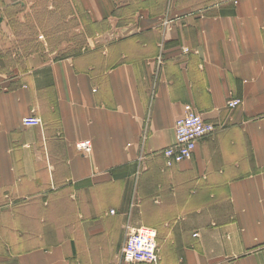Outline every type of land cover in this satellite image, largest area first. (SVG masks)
Returning <instances> with one entry per match:
<instances>
[{"label": "crops", "instance_id": "obj_1", "mask_svg": "<svg viewBox=\"0 0 264 264\" xmlns=\"http://www.w3.org/2000/svg\"><path fill=\"white\" fill-rule=\"evenodd\" d=\"M77 2L110 40L0 55V264H118L140 226L158 264H264V0ZM186 104L216 129L167 167Z\"/></svg>", "mask_w": 264, "mask_h": 264}, {"label": "rangeland", "instance_id": "obj_2", "mask_svg": "<svg viewBox=\"0 0 264 264\" xmlns=\"http://www.w3.org/2000/svg\"><path fill=\"white\" fill-rule=\"evenodd\" d=\"M72 1L79 10L78 19L69 15ZM28 6L30 10L24 14L23 8ZM8 12L13 26L9 30L0 26V55L8 56L9 68L14 70L24 66L22 57L34 51L47 50L52 57L61 58L87 51L89 38L102 43L110 40L109 33L103 32L109 26H83L89 18L77 0H29Z\"/></svg>", "mask_w": 264, "mask_h": 264}, {"label": "built area", "instance_id": "obj_3", "mask_svg": "<svg viewBox=\"0 0 264 264\" xmlns=\"http://www.w3.org/2000/svg\"><path fill=\"white\" fill-rule=\"evenodd\" d=\"M186 51L189 49L186 48ZM240 104V99L228 100L230 108H235ZM23 124L25 126L41 125L42 119L37 115H29L23 118ZM215 129L214 123L207 121L193 105L186 104L185 114L176 121L175 143L162 150L165 165L172 167L191 159L198 141L212 134ZM76 146L85 153L92 151L91 140L78 142ZM157 238V230L149 226H140L128 231L121 246L118 264H158L160 255Z\"/></svg>", "mask_w": 264, "mask_h": 264}]
</instances>
